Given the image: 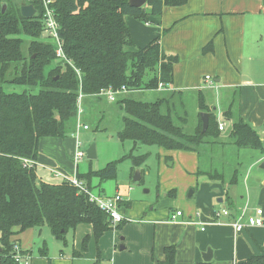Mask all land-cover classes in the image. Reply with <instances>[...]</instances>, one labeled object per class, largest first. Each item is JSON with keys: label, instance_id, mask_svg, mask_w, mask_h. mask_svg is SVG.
Listing matches in <instances>:
<instances>
[{"label": "trees", "instance_id": "1", "mask_svg": "<svg viewBox=\"0 0 264 264\" xmlns=\"http://www.w3.org/2000/svg\"><path fill=\"white\" fill-rule=\"evenodd\" d=\"M3 1L8 0H0V264H18L13 258L15 241L11 239L15 227L21 232L46 225L53 237L64 244L68 230L79 224H90L95 239L114 228L108 215L89 202L85 194L64 180L59 183L38 180L35 168L22 166L21 158L36 161L41 138H64L75 131L79 93L97 96L101 89L109 87L124 86L133 91L157 89L159 84L166 89L170 87L178 56L165 52L158 36L143 47L131 49L134 42L123 16L147 22L148 16L160 15L163 7L180 6L187 0H145L140 7L129 5L128 0H52L63 51L74 68L57 59L54 44L41 38L40 2L24 3L36 8L33 17L25 18L18 3L12 2L1 12ZM26 37L30 40L25 53ZM211 48L209 41L203 51ZM55 60L56 65L50 66ZM4 85L31 90L38 87V90L7 92ZM174 93L149 102L136 100L131 94L115 100L123 123L117 137L133 142L131 151L124 156L131 160L132 168L141 166L148 157V153L133 154L138 144L197 152L202 144L208 143L207 139L217 135L216 115L204 103L200 90L198 107L208 113L204 132L200 115L190 133L184 129L186 113L174 117L169 102ZM223 115L228 119L230 109ZM230 135L239 148L264 149L256 131L242 117L232 123ZM117 161L97 171L77 174L78 178L86 180L89 188L93 177L99 181L115 178ZM204 174L210 179H222L217 172ZM166 194L174 197L175 191ZM87 240L88 236L82 239V250H86ZM163 253L164 258L155 264H174L175 247L166 246ZM241 264H264V254L250 256Z\"/></svg>", "mask_w": 264, "mask_h": 264}, {"label": "crops", "instance_id": "2", "mask_svg": "<svg viewBox=\"0 0 264 264\" xmlns=\"http://www.w3.org/2000/svg\"><path fill=\"white\" fill-rule=\"evenodd\" d=\"M123 19L135 47H143L158 36L163 50L178 56L173 66L170 89L158 87L156 90L182 92L187 89H209L213 93L210 100L212 109L207 101L206 104L216 115L218 127L224 123V128L218 130L215 137L207 139L208 143L202 144L197 152L158 147L157 156L166 164L164 171H161V183L158 182L159 194L166 198L160 205L149 208L150 211L144 215L141 214L147 201L132 203L130 187L121 192L115 189L110 195L98 192L105 196L119 194L123 197L120 210L125 221L118 228L115 224L114 228L104 232L98 245H91L85 252L76 250L80 254L71 252L66 258L62 251L58 255L49 254V264H74L75 260L100 264L102 259L109 262L106 264H155L164 258L163 248L170 245L175 247L174 264L207 262L203 260V253L208 248L211 249L210 264H241L250 256L264 254V225L245 227L238 233L230 225L239 214L243 213L245 217L257 208L262 209L264 218V149L239 148L230 133L226 139L221 134L227 122L232 126L238 117H242L256 131L264 146L262 0H187L180 6L163 7L160 15L148 16V21L144 23L130 15H124ZM209 41L212 48L204 52L203 47ZM206 75L210 76L209 80L205 79ZM137 91L119 92L116 99ZM84 96L81 93L80 99ZM97 96L92 97L98 101L101 95ZM218 103L220 106H217ZM228 109L230 116L227 119L223 113ZM198 115L190 123L192 131L198 123ZM61 139H40L34 167L35 171L37 167L43 168L45 176L58 179L54 183L61 182V176L54 175L55 172L66 176L78 174L80 160L77 163L73 161L76 137L70 139L71 145L73 143L70 158L72 175H68L71 162L63 154L60 145L64 140ZM202 151L205 157L203 161ZM215 154L221 158L223 166L220 169L214 164ZM232 157L234 173L227 177L224 167L226 163H231ZM52 165L56 168H52ZM238 167L242 169L240 180ZM171 168H175L173 174ZM136 171L140 180L142 171ZM206 172L220 173L222 179H210L204 174ZM36 175L38 180L44 181L37 171ZM81 180L87 184L86 180ZM171 190L176 192L174 197L166 194ZM221 208H228L229 215L215 222L212 214ZM175 211H182L183 215L173 222L169 220V215ZM196 212L200 213V218H197V222L190 221L189 217ZM35 230L28 228L17 232L18 228L15 227L11 239L30 256L29 264H47L48 250L46 252L42 248L39 250L41 256L33 255ZM81 230L93 236L90 224L81 227Z\"/></svg>", "mask_w": 264, "mask_h": 264}, {"label": "rangeland", "instance_id": "3", "mask_svg": "<svg viewBox=\"0 0 264 264\" xmlns=\"http://www.w3.org/2000/svg\"><path fill=\"white\" fill-rule=\"evenodd\" d=\"M18 3L20 5L31 2L29 0H8L3 1V4L5 3V9L8 7V5H11V3ZM29 4V3H28ZM144 23L143 21H141ZM30 38H25V43L23 46V50L26 53L28 48V42ZM137 47H131V49H135ZM59 61V60H58ZM57 60L53 61L50 66L56 65ZM149 74H147L145 77H148ZM210 77V76H209ZM213 79V77H212ZM212 81V80H211ZM4 90L7 92H21L23 90L36 92L38 90V87L33 88L32 90L20 85H4ZM167 89H170L168 87ZM201 91V90H200ZM172 91H162L158 92L156 89H146V90H140L137 92H132L131 96L135 98L136 100L140 101H154L155 99L163 96V94L167 95L171 93ZM202 95L204 99V103L206 104V101L208 105L211 107L213 104L210 102L213 93L209 89H202ZM170 104L173 105V114L174 117L176 115H184L186 113L187 123L184 125V129L186 132H191V121L193 119H196L197 114H199L201 111L198 107V91L195 89H187L182 92L175 91V93L169 97ZM207 105V104H206ZM207 105V106H208ZM219 103L217 104V106ZM220 106V105H219ZM79 108L81 109V113L78 114L79 120L88 126V129H80L78 132V140L80 142V147L86 151L88 146L91 143H94L95 148V158L89 159L85 156L78 162L77 165V173L80 175L86 174L87 172L91 171H97L106 166L107 163L111 161H117L116 163V176L115 178H108L103 181H99L98 178H92L91 179V189L95 194H98V192H104L105 194H113L115 192V189H118L120 192L124 191L127 187L131 188V199L133 202H139L141 200L147 201L146 207L142 210V214L144 215L148 211H150L149 208H152L153 206L160 205L164 199L166 198L163 196V194H159V183H161V171H164L163 169L166 167V164H164L159 157L157 156L158 152V146L156 145H146V144H138L133 149L134 155H139L142 153H148V157L145 160V162L139 167H133L132 168V162L129 158L124 157L127 155L132 147L133 142L131 140H124L121 141L117 137V132L121 130L122 128V112L119 110V106L116 103V101H109L105 95H101L100 100H96L92 96H84L82 100H79ZM217 112V111H216ZM176 122H178L175 119ZM179 123V122H178ZM231 131V124L230 122L226 123V128L223 132H221L222 136L226 139L227 134H229ZM75 136V133H70L66 137L62 138L61 140H64V142H61V149L63 151V154H65L66 158L71 162V155L73 153L72 145L70 139H73ZM67 141V143L65 142ZM42 147H45L42 146ZM229 148V147H228ZM124 158V159H122ZM204 151H202L201 155V161L204 160ZM219 154H215L213 157V160L215 161L214 164L217 165V167L220 169L221 166H223L222 161H220ZM231 163L228 165L226 163L225 165V172L226 176L229 177L234 173V162L233 157L230 159ZM72 164L69 163V171L68 175L73 174V168L70 166ZM52 168L54 165H52ZM136 169H141L142 171V178L139 180H133V175L136 171ZM175 168H171L170 171L173 174ZM242 169L238 167V179L240 180L241 177V171ZM37 174L39 176L42 175L44 177V181H50V183L58 182V179L56 178H50L48 175L45 176V172L43 168L37 167L36 169ZM159 182V183H158ZM190 191V190H189ZM188 191V193H189ZM133 193V194H132ZM176 195V192H175ZM121 211V210H120ZM122 213V212H121ZM79 228L70 229L66 233V244H64L62 241L57 240L53 235L51 234L49 228L46 225L35 227V243L36 245L33 246V255L35 256H41L39 250L44 248L47 252V264L50 262L49 254L55 253L56 255L59 254V252H64V258H66L70 253L75 252L76 250H79V252H85V250L81 249V243L82 239L85 236H88V240L86 242V249L88 250L90 246H96L98 245V239H95L94 236L86 235V231H82L81 227L86 226V224H79ZM31 229V228H29ZM27 230V229H26ZM39 231H41V234H39ZM39 238L40 239L39 241ZM38 242V244H37ZM86 250V251H87ZM106 259L100 260V264H106ZM74 264H94L93 261H82V260H75ZM98 264V263H95Z\"/></svg>", "mask_w": 264, "mask_h": 264}, {"label": "built area", "instance_id": "4", "mask_svg": "<svg viewBox=\"0 0 264 264\" xmlns=\"http://www.w3.org/2000/svg\"><path fill=\"white\" fill-rule=\"evenodd\" d=\"M29 1L40 2L42 6L41 21H42L43 29H42L41 38L47 41L49 40L54 44L55 55L57 59H59L62 63L67 62L73 67L71 61L65 56L63 51V41L59 35L60 25L55 17L54 7L51 6L52 0H29ZM35 14H36V8L34 15ZM75 71L79 73V71L76 68ZM205 79L209 80L210 79L209 75H206ZM158 87H163V85L159 84ZM123 91H127L126 87L124 86H122L119 89H112L109 87L106 89H101L98 94L105 95L109 101H114L116 99V94ZM80 97H81V93H79L77 99L78 105H79ZM79 113H81V109L78 107L77 114ZM81 128L88 129V126L86 124H83L77 116V125L75 130L76 144L73 155L74 163H77L85 156V151L80 147V142L78 140V132ZM218 128L219 130H222L224 128V123L219 124ZM21 163L22 166L27 168L35 167L36 165L35 160L26 157L21 158ZM54 175L56 176L60 175L61 180H64L68 184L75 187L79 193L85 194L89 202L96 204L101 210H103L108 215V218L110 219L113 225L126 219L120 211V203L123 201V197L121 195L115 194L113 196H105L99 193L95 194L83 180L77 177L75 173L72 176H66L59 172H55ZM262 214L263 211L261 208L255 209L253 213L245 215V217H243V213H241L238 215V217L235 220L230 222V225L232 226L235 233H238L239 231L243 230L245 227L262 226L264 225V218ZM182 215H183L182 211L172 212L169 215V220L174 222L178 219V217ZM228 215H229V209L221 208L214 211V213L212 214V220H214L215 222H219L222 216H228ZM189 218L190 221L197 222V218H200V213L196 212L194 213V215L190 216ZM13 253H14L13 258L18 264H29L30 256L28 254H25L21 250L19 244L16 242L13 245Z\"/></svg>", "mask_w": 264, "mask_h": 264}, {"label": "water", "instance_id": "5", "mask_svg": "<svg viewBox=\"0 0 264 264\" xmlns=\"http://www.w3.org/2000/svg\"><path fill=\"white\" fill-rule=\"evenodd\" d=\"M129 5L134 6V7H140L145 3V0H128ZM5 3L2 4L1 7V12H4L5 10ZM20 12L21 15L25 18H31L34 16L35 13V8L33 6V4L29 3V4H22L20 6ZM200 115V119L202 122V128H201V132H204L205 129L207 128L208 125V113L201 111L199 113ZM86 156L89 159H93L95 158V148H94V143H91L88 148L86 149ZM139 179V173L138 171H135L134 175H133V180H138ZM211 258V249L208 248L204 253H203V260L204 261H209Z\"/></svg>", "mask_w": 264, "mask_h": 264}]
</instances>
